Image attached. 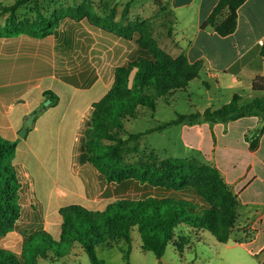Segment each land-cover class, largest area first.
<instances>
[{
	"label": "crops",
	"instance_id": "crops-1",
	"mask_svg": "<svg viewBox=\"0 0 264 264\" xmlns=\"http://www.w3.org/2000/svg\"><path fill=\"white\" fill-rule=\"evenodd\" d=\"M165 1L175 13L180 31L178 44L184 46L187 59L191 63L204 61L196 78L203 76L200 81L209 92L216 86L227 91L230 100L237 93L241 102L247 100V103L261 95L253 91L252 82L256 76H264V56L260 53V47L264 46V0H246L238 8L236 30L227 36L202 28L219 0ZM59 33L56 28L53 35L45 38L26 35L0 38V111L17 140L14 162L21 168L23 197L14 234L22 242L26 234L36 230H45L58 241L62 225L59 208L63 205L77 203L102 210L118 198L114 186L97 193L90 188L95 184L91 175L98 171L87 160L84 131L90 125L93 103L101 99L113 83L115 68L134 59L113 64L105 57L103 60L89 57L69 67L66 56L74 48L76 36ZM129 42L134 44L131 50L140 54L138 57L146 55L133 41ZM257 46L256 52L243 62V57ZM47 90L59 96L57 103L45 99L43 94ZM47 100L51 102L45 105ZM32 115H35L32 124L27 126L26 120ZM163 122L157 121L153 127ZM263 124L262 117L252 115L229 122L181 123L152 132L172 131L185 154L200 152L204 162L213 163L237 194L238 217L229 241L221 245L239 264L243 261L264 264V133L254 151L249 149L246 140L249 131L258 130ZM25 127V136L20 137L19 132ZM163 151L178 156L168 144ZM124 183L135 191L132 193L135 196L131 194L133 197L148 191L145 186L137 188L134 182ZM205 231L181 227L178 230L183 238L181 248L169 246L183 256L193 244L197 247L205 244ZM134 245L142 253L148 252L141 248L142 241L136 232L132 249ZM81 251L82 246L75 242L65 254L74 259ZM51 256L39 257L38 264H46L53 259Z\"/></svg>",
	"mask_w": 264,
	"mask_h": 264
},
{
	"label": "trees",
	"instance_id": "trees-1",
	"mask_svg": "<svg viewBox=\"0 0 264 264\" xmlns=\"http://www.w3.org/2000/svg\"><path fill=\"white\" fill-rule=\"evenodd\" d=\"M29 1L16 0L0 8V15L8 13L5 25H0V38L50 37L63 19L74 22L86 19L90 25L133 41L145 51L146 55L115 68L111 87L92 105L90 125L84 136L87 160L107 182L131 181L137 188L145 186L148 191L139 197H118L102 210L77 203L63 205L59 208L62 225L58 241L49 232L36 230L26 234L22 242L14 234L23 197L21 168L14 162L17 140L6 116L0 111V264H38L39 257L63 256L75 242L82 246L92 264H104L97 256L98 247L118 248L127 264H131L129 256L135 231L141 238V248L153 252L160 264H163L162 258L169 245L181 248L183 238L178 234L181 227L208 230L218 242L227 243L238 217V199L213 163L172 156L164 159L149 157L150 160L143 163L140 156L137 169L126 172L124 157L140 154L139 147L130 145L131 141L172 125L229 122L252 115L264 119V76L253 79L252 89L261 95L247 104H241V96L235 93L230 101L218 108L177 113L172 120L123 138L125 120L138 118L142 108L154 113L159 96L167 97L177 90H186L204 67V61L191 63L185 52L169 54L157 46L148 32L140 30L133 34L132 30L115 22L113 14L100 17L90 7L46 15L35 1V18L24 27L16 23V11ZM245 1L219 0L202 28H211L220 36L233 33L237 28L238 8ZM257 48L242 61L246 62ZM260 49L264 56V46ZM43 95L53 104L59 100V96L50 90ZM263 133L264 124L260 129L248 132L246 140L251 151L257 149Z\"/></svg>",
	"mask_w": 264,
	"mask_h": 264
},
{
	"label": "rangeland",
	"instance_id": "rangeland-1",
	"mask_svg": "<svg viewBox=\"0 0 264 264\" xmlns=\"http://www.w3.org/2000/svg\"><path fill=\"white\" fill-rule=\"evenodd\" d=\"M15 1L0 0V8L11 5ZM35 1L46 15L78 7H90L100 17L113 14L114 21L121 23L126 29L132 30L133 34H138L140 30L151 34V38L157 46L167 53L176 55L185 52L184 46L178 44L180 41L177 40V37L180 36V31L175 13L168 1L132 0L130 6L127 7L130 0H31L16 11V23L24 27L29 26L35 18ZM7 17L8 13L0 15V25H5ZM57 31L60 32L59 34H75L76 36L74 48L66 56L69 67H73L76 63L89 57L93 60L97 58L103 60L102 58L105 57L113 64H121L130 59H136L140 55L131 50L134 44L122 38H116L112 33L90 25L86 19L75 23L71 19L65 18L61 20ZM90 47L92 48L90 49ZM202 77L201 75L200 78L192 80L186 90H177L167 97L159 96L156 100L157 107L154 113L147 108H142L138 118L125 120V133H122V137L126 138L130 133L143 132L148 128H152L157 124V121H169L177 113L188 114L198 110L202 111L207 107L218 108L230 100L231 96L226 93L227 91L220 90L216 86L209 92L200 81ZM108 80L106 77V83H109ZM246 101L244 100L241 104L247 103ZM174 142H176L175 145H173ZM167 144L171 151H175L178 156L163 151ZM130 145H137L142 155L139 153L125 155L126 172H134L137 169L136 164L140 162V156H142L143 163L150 160L149 157L164 159L169 156L195 158L200 162H204L201 153L198 151L188 155L185 154L184 148L178 146L177 136L175 139L172 131L145 134L131 141ZM93 169L96 170L95 167ZM91 177L95 179V184H92L90 188L95 190L96 193L104 188H113V186L117 197L131 196L135 192L124 182H107L99 172L92 174ZM184 234L188 235L189 233L184 232ZM203 236L205 244L198 247L196 243L193 244L194 247L186 249L183 256L172 246H168L163 264H239L238 261L233 260L232 255L222 249L224 245H221L209 231L206 230ZM209 240L215 242L216 245H211ZM130 253L129 260L131 264H160L153 252L142 253L135 245ZM66 254L62 257L53 256V259L48 260L46 264H92L84 249L80 254L74 256V259L68 258ZM97 256L104 264H127L122 252L116 248L98 247ZM240 264H258V261H243Z\"/></svg>",
	"mask_w": 264,
	"mask_h": 264
},
{
	"label": "water",
	"instance_id": "water-1",
	"mask_svg": "<svg viewBox=\"0 0 264 264\" xmlns=\"http://www.w3.org/2000/svg\"><path fill=\"white\" fill-rule=\"evenodd\" d=\"M50 102H51L50 100L45 101V105L50 104ZM34 116H35V115L30 116V117L26 120V125H27V126H30V125L32 124L31 121L33 120ZM26 129H27V128L25 127V128H23V129L19 132V136H20V137H24V136H25Z\"/></svg>",
	"mask_w": 264,
	"mask_h": 264
},
{
	"label": "bare ground",
	"instance_id": "bare-ground-1",
	"mask_svg": "<svg viewBox=\"0 0 264 264\" xmlns=\"http://www.w3.org/2000/svg\"><path fill=\"white\" fill-rule=\"evenodd\" d=\"M99 95H100V94H99ZM95 97H96V96H95ZM92 98H93V97H92ZM94 99H95V98H94ZM96 99H97V98H96ZM32 101H33V100H32ZM29 103H30V102H29ZM21 109H22V108H21ZM25 109H26V108H25ZM15 113H16V112H15ZM16 123H17V122H16ZM53 126H54V125H53ZM48 131H49V130H48ZM63 132H64V131H63ZM44 133H45V132H44ZM44 136H46V134H45ZM48 136H49V135H48ZM46 137H47V136H46ZM49 138H50V137H49ZM52 139H53V138H52ZM68 139H69V138H68ZM66 146H67V145H66ZM56 149H57V148H56ZM61 151H62V150H61ZM65 151H66V150H65ZM65 151H64V152H65ZM64 152H63V153H64ZM16 154H17V153H16ZM65 154H67V153H65ZM67 155H68V154H67ZM67 155H66V156H67ZM26 156H27V155H26ZM48 157H49V156H48ZM67 157H68V156H67ZM60 158H61V157H60ZM62 158H63V157H62ZM23 159H24V158H23ZM47 159H48V158H47ZM19 162H20V161H19ZM38 162H39V161H38ZM56 162H57V161H56ZM48 164H49V163H48ZM50 164H51V163H50ZM24 165H25V164H24ZM60 165H61V164H60ZM62 165H63V164H62ZM46 166H47V164H46ZM56 166H57V164H56ZM68 166H69V165H68ZM68 166H67V167H68ZM26 167H27V166H26ZM45 168H46V167H45ZM49 168H50V167H49ZM54 168H55V167H54ZM56 169H57V168H56ZM64 170H65V169H64ZM50 171H51V170H50ZM64 173H65V171H64ZM47 174H48V173H47ZM47 174H46V175H47ZM64 175H65V174H64ZM55 176H56V175H55ZM57 176H59V175H57ZM59 177H60V176H59ZM62 177H63V175H62ZM49 178H50V177H49ZM57 179H58V178H57ZM49 181H50V180H49ZM52 181H53V180H52ZM58 181H59V180H58ZM50 182H51V181H50ZM52 184H53V183H52ZM44 189H45V187H44ZM77 189H78V188H77ZM65 190H66V189H65ZM62 192H63V191H62ZM76 196H77V195H76ZM76 196H75V197H76ZM40 198H41V197H40ZM77 199H78V198H77ZM42 201H44V199H43ZM54 206H55V205H54ZM44 215H46V214H44ZM47 217H48V216H47ZM48 220H49V219H48ZM51 222H52V221H51Z\"/></svg>",
	"mask_w": 264,
	"mask_h": 264
}]
</instances>
